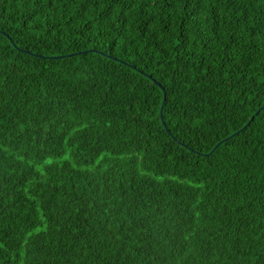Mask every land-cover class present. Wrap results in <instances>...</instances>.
I'll return each instance as SVG.
<instances>
[{
	"label": "trees",
	"instance_id": "1",
	"mask_svg": "<svg viewBox=\"0 0 264 264\" xmlns=\"http://www.w3.org/2000/svg\"><path fill=\"white\" fill-rule=\"evenodd\" d=\"M0 264H264V0H0Z\"/></svg>",
	"mask_w": 264,
	"mask_h": 264
},
{
	"label": "water",
	"instance_id": "2",
	"mask_svg": "<svg viewBox=\"0 0 264 264\" xmlns=\"http://www.w3.org/2000/svg\"><path fill=\"white\" fill-rule=\"evenodd\" d=\"M165 100V99H164ZM164 100H163V104H164ZM260 111V109L256 112V114ZM164 125V123H163ZM236 134V133H235ZM233 136V135H232ZM219 144H217L215 147H217ZM215 147L212 149V151L215 149Z\"/></svg>",
	"mask_w": 264,
	"mask_h": 264
}]
</instances>
